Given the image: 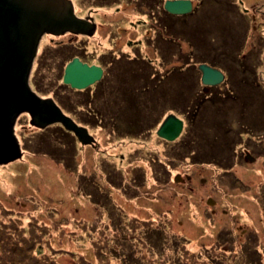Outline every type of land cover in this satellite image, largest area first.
Segmentation results:
<instances>
[{
  "label": "rangeland",
  "instance_id": "obj_1",
  "mask_svg": "<svg viewBox=\"0 0 264 264\" xmlns=\"http://www.w3.org/2000/svg\"><path fill=\"white\" fill-rule=\"evenodd\" d=\"M75 1L77 14L80 16L88 8H92L96 10L95 13L90 12L95 22L101 24L109 19L105 15L108 9L104 6H94L90 0ZM125 1L121 2L120 6H124L125 10L120 15L138 16L144 10L146 13L149 8L152 10L151 5L155 8L159 5L157 0H146L144 7L132 1L136 5L133 6L136 8L134 11L132 3ZM191 2L192 5L197 4V0ZM200 3L184 22L192 23L202 19L197 25V31L208 29L209 33L204 35L206 47L201 51L205 59L213 56L215 62L219 63V68L207 62L200 63L218 68L227 78L223 82L207 85H218L215 87L218 95L219 91L225 93L224 89L228 87L234 97L237 96L226 103L214 104L215 108L209 107V111L206 108L204 116L189 117L191 113H187V109H190L176 106L174 101H169L168 96L165 100L171 109L163 111L165 107H161L162 112L158 109L159 105L155 107L157 102L151 101L152 95L138 92L142 83L140 74H143V60L149 61H146L149 69L153 68L158 73H164L172 65L193 67L183 61L182 56L179 57L188 53L176 54V51H186L190 47L186 38L178 37L174 40L176 43L169 45L172 53L163 51L157 40L141 41L135 49V45L130 47L123 41V36L122 41H115L114 33H120L119 30L127 26L123 17L116 23L113 22L106 33L98 32L95 35L98 38L88 37L87 47L79 52L83 54V58L77 57L81 62L93 65L88 62L99 63L100 53L110 50L112 61L118 63H114L113 67H116V71L121 69L118 75L110 73L106 76L105 80L111 82L109 87L113 92L108 99L109 116L103 122L98 121L99 118L94 114L89 115L86 109L90 110V107L82 105L84 102L81 101L83 94H90L98 86L100 79L84 88H75L62 80L66 65L74 57L70 59V55H66L54 64L53 59L46 61V65L45 57L43 59L41 56L40 61L43 59L45 69H35L34 61L29 76L31 88L42 97L53 98L65 114L86 127L96 143L82 144L74 135L71 158L66 163L64 158L53 157L44 150V144H47L49 147L61 145L62 150L67 151L69 144L62 143L64 140L59 133V122L38 128L30 123L28 113H21L17 117L14 132L22 148V155L0 163V171H4L2 178L7 182V186H4L0 181V218L3 219L2 209H10L15 214H10L8 218H12L18 227H23L24 233L30 230L32 221L42 227L36 236L38 243L34 242L32 249L22 248L24 252L30 250L31 255L55 260V264L57 261L58 264H87L79 256L91 260L92 263L89 264H107L105 256L99 253L106 250L96 241L102 238V231L106 229L104 234L109 240L105 244L109 245L120 230H125L123 233L128 238L135 235L132 229L134 224L131 223V227L127 224L131 219L137 226L149 228L153 224L150 217L158 214L162 224L161 220H166L161 215L168 213L170 220L165 229L170 231H161L169 237L177 236L180 247L169 250V253L158 252L154 248L151 254L148 253V258L154 259L150 264H161L164 258V264H177L180 260L175 254L184 259L189 254L190 264H246L244 247L248 245H252L258 252L259 264H264V156L255 152V155L251 154L255 157L254 160H247L237 154L244 147L258 148L250 143L247 146V133L243 130V125L238 123L239 120L247 122L249 112V115H254L249 119L253 125H264V0H207L202 6ZM116 5L119 6V1L113 2L112 8ZM255 8L258 10H254L255 15H251L253 12L249 10L253 11ZM188 12L190 10L180 13L178 17L183 18V14ZM142 18L145 19L146 16ZM249 18L258 23L252 37L242 35L246 26L244 22L247 23ZM131 19H134L133 16ZM148 21L144 24L145 30L149 27ZM186 31L189 33L192 30L187 28L180 35L184 37ZM101 34L105 36L101 38ZM56 38L65 36L60 34ZM240 39L241 45L237 47ZM98 40H101L100 45ZM48 42V36H45L40 46ZM72 51L73 49L69 53ZM236 55L240 60L250 63V69L238 68ZM131 56L134 58H128ZM133 71L140 72L136 83L125 84L124 78H119L125 73L131 76ZM242 71L255 77L256 82L260 81V86L263 84L261 88L256 91L253 86L237 84L236 80ZM187 72L188 76L184 75L180 79L166 78L163 81L165 93L163 89L161 95L152 97L162 101L167 91L170 96H177L182 83H188V91L195 75L200 81L201 74L190 71V68ZM101 84L104 86V81ZM129 98L136 102L137 110L134 113L138 112L141 118L128 124L127 121L123 123L122 118H125L124 113H129L124 108ZM178 102L181 104L182 100L178 99ZM243 102H247L249 109L242 107ZM102 108L104 111L103 106ZM141 112L144 113L140 114ZM167 114H173L182 121L179 135L172 140L165 139L157 132ZM229 120L234 121L235 128L241 130V142H233L231 132H221L219 125L224 127ZM216 130L219 131L217 137ZM261 139L264 145V137ZM201 142L205 145H201ZM210 148L215 150V154L212 155ZM174 149L180 151L179 156H174ZM193 149L196 152L210 151V157L202 158V162L200 158L191 159L188 154ZM246 157L252 158L249 154ZM198 178L205 179L203 183H199ZM215 196L219 201V209L213 207L216 213L206 205L213 203L205 202L207 198ZM224 207L227 210L222 211L221 208ZM31 215L37 220H29ZM154 223L159 221L154 220ZM138 230L145 232L143 229ZM145 236L147 234L142 235L143 239ZM131 242L135 244L136 240L131 239ZM234 254L236 259L232 257ZM111 255V260L115 262L117 257ZM155 258H158L157 261ZM19 259L16 257L14 264H19ZM121 261L123 259L118 262Z\"/></svg>",
  "mask_w": 264,
  "mask_h": 264
},
{
  "label": "trees",
  "instance_id": "obj_2",
  "mask_svg": "<svg viewBox=\"0 0 264 264\" xmlns=\"http://www.w3.org/2000/svg\"><path fill=\"white\" fill-rule=\"evenodd\" d=\"M206 1L207 0H197V4L194 5V7H193L194 10H195V8L198 7L200 2H201L200 3L201 6H202L204 3H206ZM194 10H192L186 14H183L184 15L183 18L178 17V15H180V14H177V13L171 14L167 11H164L165 16L162 17L168 22V25H169L170 36H171V38L169 39V45L171 43H176V41H174V40L177 37L178 38H186L187 44L189 45L190 48H189V50L187 49L185 52V53H188V55L185 54L184 57H183V55H181V56L183 58V61H185V62L187 61V64L193 65V67H190V66L185 67V65H172V66H170V68H167V70L164 73H158L156 71H149V69L144 70L142 72L143 74H140V75H142V83H140V85L138 87L139 93H142V94L148 93V94H150V96L151 95L152 96L153 95H155V96L161 95V92L164 89L163 81L166 78H172V80H173L174 78H178V77H179L178 79H180L184 75L188 76L187 70L189 68H190V71H193L195 73L199 72L201 74V71L198 67L200 62H207L213 66L218 67L217 64H219V63L215 62L213 56L205 59L204 54L201 51V50H204V48L206 47L204 35L209 33L208 29H204L203 31L199 30L200 32L197 31V25H198L199 21H201L202 19L200 18V20H198L197 22H192V23L184 22L186 20V17L189 16ZM166 14H167V16H166ZM244 24L246 26L243 29L242 35L243 36L247 35L249 37H252V34L254 33L253 30H255L258 27V23L252 22L251 18H249L247 23L244 22ZM187 28H191L192 31H190L189 33L186 31L185 36L182 37L180 35V33L185 31ZM202 32H204V33H202ZM176 45L177 44H174V46H176ZM240 45H241V39L238 42L237 47H239ZM198 50L201 52H199ZM167 51L172 53L170 49H168ZM176 52H178V51H176ZM180 53L183 54V52H180ZM254 56L255 55H253V57ZM236 58L238 59V68L250 69L248 67V66H251L250 63L245 62V60H240L239 59L240 57H238V55H236ZM251 59H253V58H251ZM248 61L250 62V60H248ZM195 68H197V70ZM133 72L134 73H132L131 76L129 74L125 73V74H122L119 78L123 77L125 80V84L129 83V82L136 83V81H139V76H140L139 73L140 72H138V73H136L135 71H133ZM106 76H107V74L102 75V77L100 78L101 81L99 80L100 82H99L98 86H96L95 89L91 90L90 94L89 93L83 94L84 96L82 97V100H81L84 102V104H82V105L87 104L88 107H90V110L86 109V111L88 113H90L89 115L94 114L96 116V118H99L97 120L100 122L105 121L107 116H109V115H107V114H109V113H107V111L110 109L108 106V103H109L108 99H109V95L113 92V89L111 87H109V84L111 82H107L105 80ZM103 81H104V86L101 84ZM262 82L264 84V81H262ZM236 83L253 86L252 88L256 91L258 90L257 88H261V86L263 85V84H261V86H260V81L256 82L255 77L253 78L249 74L246 75L244 73V71H242V73L239 74V76L236 80ZM105 84H106V87H105ZM107 85H108V87H107ZM254 85H255V87H254ZM187 86H188V83L187 84L182 83L180 92L177 94V96H174V95L170 96L169 91H167V94L165 95V97L162 101H160L159 99H156L152 96H151V101L157 102L155 107L159 105L158 109H160V111H162V110L163 111H169L168 109H171V108L167 105L168 101L165 100L168 96L169 101L170 102L174 101L176 106H179L181 108L184 107L185 109L189 108L190 110L187 109V113H191V114H189L190 115L189 117H194V116L200 117V116L205 115V114H203V111H205L206 108H208V111H209L210 110L209 107L215 108L214 104L218 105V103H220V102L226 103L229 100H234L237 98V96L234 97L233 93L230 92L228 87H227V89H224L225 93L219 91L220 95H218L215 91L216 90L215 87H217L218 85L211 86V87L207 88L206 90H204L203 89L204 84L202 83L201 79H200V81H198V78L196 75H195V80L192 83V85H189L188 91H186ZM158 89H160V91H158ZM164 93H165V89H164ZM62 98L65 99L64 96H62ZM64 99H63V102H65ZM178 99L182 100L181 104L178 102ZM128 101L129 102H127V104L125 105L124 108L129 113L123 114L125 116V118H122V122L124 123L127 121L129 124L133 120L136 121L137 118H141V117L138 114V112L134 113V111L137 110L136 102L134 103L133 99H131V98H129ZM133 103L135 105H133ZM161 103H163V105ZM78 106H80V105L78 104ZM102 106L105 109L104 111L102 110L103 109ZM161 107H165V109L163 108L161 110ZM242 107L245 110L249 109L247 102H243ZM143 113L144 112H141L140 114H143ZM253 117H254V115L252 114L248 118L247 122H246V120L245 121L239 120V122L238 121L237 122L241 124L240 126L243 125L242 126L243 130L244 129L246 130V129H248L247 125H252V123H251V121H249V119H252ZM84 123H86V122L84 121ZM233 123H234V121L229 120L226 122V125H224V127H222L219 124L218 125L221 127L222 132L224 134H226V133H230V132L232 133V131L236 125V123H234V125L232 127ZM59 127H60L59 133L62 136V139L64 140L62 143L65 142V143L69 144L67 151H63L61 145L49 147L47 144H44V147L46 148L44 150L46 153L51 154L53 157L58 158L60 156V157L64 158L65 162L67 163L68 158H71V153H72V147L71 146L73 145L71 142H72V139H75V136L71 131L66 130L62 125L60 126V124H59ZM238 131H241V130L238 129ZM218 132L219 131H216V133H217L216 137L219 135ZM40 139H43V138L41 137ZM240 139L241 138H238L237 140H235L233 142H241ZM44 140H45V138H44ZM189 144L192 146L191 142H189ZM231 144H230V146H232ZM194 150L195 149H193V151H191L188 154L191 159H199L200 158V160H201L202 158L207 159L208 157H210V154H209L210 151L208 152L206 150H198V152H196ZM175 151H176V153H175ZM179 152L180 151H177L176 149H174L172 151L174 156L175 155L179 156ZM57 153L59 155H57ZM183 157H185V156H183ZM202 160H201V162H202ZM9 210L2 209V215L1 216L3 217V219L0 218V264H14L17 261V260H15L16 257L20 258L18 260L19 264H22V263H24V264H55V260L52 261V260H49L48 258L44 259L43 256L38 258L35 255H31L32 252H30V250H28L26 252H24V250H22V248H24V247H27L28 249H32L34 242L38 243V241H36L37 240L36 236H38V232L40 230H42V227L38 226V224L37 225L34 224V221H32V222H30L31 223L30 230L27 233L26 232L24 233L23 227H18L16 222H14L12 220V218H10V219L8 218L10 216V214L14 213V210H11V211H9ZM0 214H1V212H0ZM167 214L168 213H163V215H161L166 220V222L164 220H161L162 224L160 223V220H159L160 216L158 214L156 215V217H150V219L154 225L152 224L149 228H145V227H142L139 225L137 226L136 223L134 222V220H132V219L130 220L131 222H127V220H126L128 226L131 227L132 224H134V226H132V229L134 230L135 235L130 236L131 238L129 237L130 238L129 239L123 233V232H125V230L124 231L120 230V231H118L119 233L118 232L116 233L115 238L113 237V239H111L112 243H110L109 245L105 244V242L108 243L107 239L109 238L108 236H105V234H104V231H106V229H105L104 231H102L103 233L101 232V234H103L102 238L100 240H96V241L100 242L101 244H99V246L104 247V249L106 251H99V253H101L105 256V258L108 262L107 264H150L151 260H154V259H149L148 253L151 254L154 248L158 252L165 251L166 253H169V250L173 251V249L175 247L176 248L180 247V244L178 243L179 240H178L177 236L173 235V236L169 237L168 234L163 233V231L164 232L170 231V229H167V230L165 229V225L168 226V222L170 220V218L168 217ZM28 219L29 220L34 219L35 221L37 220L36 217L33 215L29 216ZM154 220H158L159 223H154ZM138 229H143V230H145V232L141 233ZM161 230H163V231H161ZM97 232H100V231L97 230ZM139 234L141 237L139 236ZM143 234H147V236H145L144 239L142 237ZM135 236L137 237V239ZM131 239H133L134 241L136 240L135 244H132ZM153 242H155V243L152 245ZM107 246H108V249L106 248ZM156 250H154V252ZM207 250L208 249H206V251ZM19 251H21V252L18 253ZM110 251H112V252H110ZM71 253H73V252H71ZM90 253H92V252H90ZM262 253H264V252L262 251ZM111 254H114L117 257L115 262H113L111 260V258H110V257H112ZM138 255H140V256H138ZM143 255H145L148 259L145 258ZM175 255H176V258L178 260H180V261H177V264H190L191 261H189L190 260L189 254L186 255L185 259L181 258V255H180V257L178 254H175ZM244 256L246 259V260L244 259V262L246 264H259L260 263V262H258L259 254L255 249H253L252 245L251 246L248 245L247 247H244ZM79 257L81 259L83 258V261L87 264L92 263L91 260H88L83 256H79ZM208 257L209 256L207 254V258ZM232 257H234L236 259V254L232 255ZM205 258H206V256H205ZM121 259H123V262L121 261V263H119ZM155 259L157 261L158 258H155ZM210 261H212V260H210ZM165 262H166V258H164V260L161 261L160 263L164 264ZM56 264H58V261Z\"/></svg>",
  "mask_w": 264,
  "mask_h": 264
},
{
  "label": "water",
  "instance_id": "obj_3",
  "mask_svg": "<svg viewBox=\"0 0 264 264\" xmlns=\"http://www.w3.org/2000/svg\"><path fill=\"white\" fill-rule=\"evenodd\" d=\"M169 12L185 13L191 0H166ZM92 18V17H91ZM79 18L73 13L70 0H0V163L19 158L22 148L14 132L21 113H28L30 123L38 128L59 122L82 143L94 138L84 125L65 114L51 97H42L29 84V76L38 42L44 32L81 31ZM201 81L215 84L222 81L221 70L200 63ZM102 68L88 65L74 57L65 67L62 80L75 88H84L100 79ZM182 121L167 114L158 128L165 139H175Z\"/></svg>",
  "mask_w": 264,
  "mask_h": 264
},
{
  "label": "flooded vegetation",
  "instance_id": "obj_4",
  "mask_svg": "<svg viewBox=\"0 0 264 264\" xmlns=\"http://www.w3.org/2000/svg\"><path fill=\"white\" fill-rule=\"evenodd\" d=\"M90 1H91V4H93L94 6H104L106 9H108L107 12H105V15L107 14V16H109V19H107V21L105 23H101V24H99L98 22H95L93 16L90 14V12L93 11V13H95L96 10H92V8L91 9L88 8L86 10L85 14L83 16H80L79 14H77L78 12H77V8H76V1L70 0V2L72 3L73 12L80 19L79 20V24H80L79 28L81 31H75L74 32L71 30H65L61 33L44 32L41 35L40 40L38 42L37 50H36L34 60H33V63H34V61L36 62L35 69L36 68L39 69V67L41 69H45V66L43 65L44 62H42L44 57L46 59L45 60L46 65H47L46 61H50L53 59V64H54L56 62H59L60 59L66 55H70V59H72L73 57H78L80 59L83 58V54L79 53V52H81V50L84 51L85 48L87 47V44H86L87 38L91 37V36L98 38V36H95V35H98V32L99 33L100 32L106 33L107 28H109L111 25L113 26V22L116 23V21L121 19L122 17H123V19H125L127 21V24H126L127 26L122 27L119 30L120 33H117V31H116V33H114L115 34L114 35L115 41H122L121 38L123 36L124 37L123 41H125V43L130 47H133L135 45V47H134V49H135L137 47L138 43H140L141 41L151 42V41L157 40L156 42L161 44L163 51H167L169 49V46H168L169 45V39L171 38V36L169 35L170 34L169 25H168V22L164 18H162L165 16L164 11H167L164 8V1L165 0H163V3H162V0H160V3H159V0H157L158 1L157 4H159V5H157V8H155L153 5H151L152 10H151V8H149L148 13H146L144 10L143 12L138 14V16L137 15H130L129 16V15H124V14L120 15V14H122L121 12L125 10L124 6H120L122 0H90ZM117 1H119V6L116 5L114 8H112L113 2H117ZM132 1L135 2L137 5L142 4L143 7L147 4L146 0H126L125 2L126 3L131 2L132 3L131 7L136 6L135 4H133ZM143 3H146V4H143ZM193 7H194V5H192V8L190 11L194 10ZM133 8L134 9H132V10L135 11L136 8L135 7H133ZM254 10L257 11L258 9L255 8V9H253V11L249 10L250 12H253L251 15H255ZM150 15H151V17H150ZM132 16L134 19H131ZM142 16L143 17L146 16V18L144 19V18H142ZM166 16H167V14H166ZM148 19H149V21H148ZM147 21L150 24H149V27L145 30L144 24ZM255 22L256 21H254V23ZM60 34L62 36H65V38H59V39L56 38V37H59ZM45 36H48L49 42L40 46V44H41V42ZM101 36H102L101 38H103L105 36V34H101ZM64 40H65V42H64ZM98 43L100 45L101 40H98ZM71 49H73V51L71 53H69ZM74 49H75V51H74ZM135 52H136V50H135ZM180 52L185 53L186 51L178 50V52H176V54H181ZM110 53H112V52H110V50L109 51H106V50L102 51L100 53V56H99L100 57L99 63H95V62H88V63L100 66L102 68V71H103L102 75L110 74V73H116V75H118L119 73H121L120 72L121 69L118 71L115 70L116 67H113V64L115 62L112 61L113 56H112V54L110 55ZM120 55L121 54H119V56ZM133 55L135 56V58L138 59V56H136L135 54H133ZM41 56L43 59L40 61ZM134 56L133 57L131 56L128 58L132 59V58H134ZM179 57H181V55ZM70 59H68V60H70ZM83 61H85V60H83ZM146 61L147 60H143L144 65H141L142 69H143L142 71L149 69L148 64H147V63H149V61H147V63H146ZM50 64H52V62H50ZM115 65H118V63H115ZM32 66H33V64H32ZM31 69H32V67H31ZM63 70H64V68H63ZM149 71H154V70H153V68H151V69H149ZM39 72H40V70H39ZM223 75H224V77H223L221 82H223V80L226 79L224 73H223ZM211 86L204 84L203 89L206 90L208 87H211ZM213 86H215V85H213ZM251 115H249V112H248V116L250 117ZM247 128L248 129L245 130V133H247L246 140H245L247 146L250 143L252 146L253 145H255L256 147L258 146V148L257 149L254 148L255 149L254 150L252 147H244L237 154H239L240 156H243V158H246L247 160H251V159L255 158V157L251 156V154L255 155L254 154L255 152H257L261 156H264V145H262L263 141L261 139L264 137V125L256 127L255 125L252 124V125H247ZM238 129L239 128L234 127V129L232 131V137L234 138V141L237 140L238 138H240L241 131H238ZM216 131H218V130H216ZM221 132H222V130H221ZM216 135H217V133H216ZM95 143H96V141H93L90 144H95ZM206 143H209L211 145V143L209 141H207ZM201 145H205V143L201 142ZM231 148H232V146H231ZM207 149H209V148H207ZM210 151H211L212 155L215 154V153H213L215 150L210 148ZM242 154H244V155H242ZM248 154L252 158L246 157V155H248ZM228 165H230V164H228ZM204 179L205 178H202V179L198 178L199 183H203ZM262 195L264 196V193ZM205 202L206 203L207 202L213 203V205H209V204H206V205L208 207H211L210 208L211 211L216 213V209L219 207L217 205V203L219 202L217 197L216 196L215 197H209V199L207 198L205 200ZM213 207H216V209ZM221 210L225 211L227 209L224 207V208H221Z\"/></svg>",
  "mask_w": 264,
  "mask_h": 264
},
{
  "label": "bare ground",
  "instance_id": "obj_5",
  "mask_svg": "<svg viewBox=\"0 0 264 264\" xmlns=\"http://www.w3.org/2000/svg\"><path fill=\"white\" fill-rule=\"evenodd\" d=\"M2 175H4V171L1 170L0 171V181L2 182L1 184L7 186V182L4 181L5 178H2L3 177Z\"/></svg>",
  "mask_w": 264,
  "mask_h": 264
}]
</instances>
